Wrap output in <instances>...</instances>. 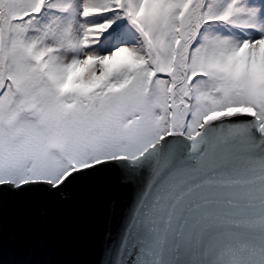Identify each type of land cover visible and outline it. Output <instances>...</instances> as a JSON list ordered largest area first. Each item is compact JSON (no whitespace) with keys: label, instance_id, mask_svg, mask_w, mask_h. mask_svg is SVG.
I'll list each match as a JSON object with an SVG mask.
<instances>
[{"label":"snow or ice","instance_id":"snow-or-ice-1","mask_svg":"<svg viewBox=\"0 0 264 264\" xmlns=\"http://www.w3.org/2000/svg\"><path fill=\"white\" fill-rule=\"evenodd\" d=\"M69 203L76 264H264V0H0V253Z\"/></svg>","mask_w":264,"mask_h":264},{"label":"water","instance_id":"water-1","mask_svg":"<svg viewBox=\"0 0 264 264\" xmlns=\"http://www.w3.org/2000/svg\"><path fill=\"white\" fill-rule=\"evenodd\" d=\"M11 209L5 216L4 264H76L95 259L100 233L96 209L69 203L47 226L33 225L13 237Z\"/></svg>","mask_w":264,"mask_h":264}]
</instances>
